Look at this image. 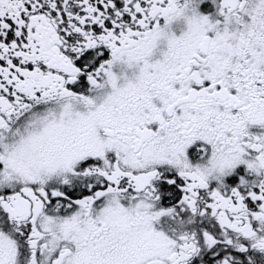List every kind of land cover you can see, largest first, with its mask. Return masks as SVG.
<instances>
[{"label": "snow or ice", "instance_id": "snow-or-ice-1", "mask_svg": "<svg viewBox=\"0 0 264 264\" xmlns=\"http://www.w3.org/2000/svg\"><path fill=\"white\" fill-rule=\"evenodd\" d=\"M0 264H264V0H0Z\"/></svg>", "mask_w": 264, "mask_h": 264}]
</instances>
